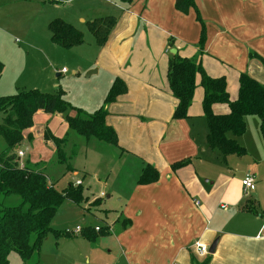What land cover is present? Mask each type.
I'll list each match as a JSON object with an SVG mask.
<instances>
[{"label": "crops", "instance_id": "obj_1", "mask_svg": "<svg viewBox=\"0 0 264 264\" xmlns=\"http://www.w3.org/2000/svg\"><path fill=\"white\" fill-rule=\"evenodd\" d=\"M66 1L63 19L75 26L76 21L83 24L110 15L106 3L114 4L116 24L105 45H94L92 50L90 67L98 68L95 74L102 73V78L91 101L101 107L115 78L125 81L127 92L104 104V109L107 123L118 134L124 166L116 176L122 180L125 172L133 176L127 194L121 193L123 186L118 189L122 209L102 228L105 234L94 227L91 232L99 235L94 241L88 239L92 246L86 255H69L66 261L78 264L83 256L90 263L96 251H106L120 264H192L193 259L202 262L208 257L209 264H264V134L260 118L246 117L247 129L237 137L245 154L228 155L226 172L207 188L192 162L176 171L171 168L173 162L207 153L209 148L201 76H197L195 97L185 119H173L177 101L167 80L171 50L176 49L183 57L196 58L210 76L225 77L232 100L238 97L242 72L264 83V0H194L195 7L188 13L177 10L176 0H134L130 5L121 0ZM4 3L0 0V8ZM47 18L48 24L54 19ZM7 43L6 36H1L0 95L21 90L25 73ZM61 74L58 70L57 76ZM213 111L227 114L230 108L216 103ZM146 163L155 165L160 177L155 183L141 185L138 179ZM247 173L256 178L252 191L242 185ZM217 238L214 253L198 254L197 241L210 247ZM65 239L55 238L56 247ZM34 258V264H43L41 249Z\"/></svg>", "mask_w": 264, "mask_h": 264}, {"label": "trees", "instance_id": "obj_2", "mask_svg": "<svg viewBox=\"0 0 264 264\" xmlns=\"http://www.w3.org/2000/svg\"><path fill=\"white\" fill-rule=\"evenodd\" d=\"M121 1L130 5L134 0ZM191 7H195L194 0H176V8L180 12L188 13ZM115 24L114 15L87 21V27L94 36L97 46L105 45ZM48 29L51 40L62 47L73 48L85 44L83 31L61 17L51 20ZM3 67L0 61V77ZM198 75L201 76L200 83L204 91L202 110L207 124V146L211 150L219 151L224 160L231 154L244 155L246 150L239 144L237 137L243 135L247 129V116L254 115L260 118L264 134V83L242 72L239 77L238 97L232 100L225 77L210 76L196 58L183 57L179 53L171 54L167 80L177 101L173 119L189 117ZM127 89L123 79L115 78L104 104L114 102L125 94ZM216 103L227 104L230 108L229 113L216 114L213 111V105ZM104 104L94 113L87 114L82 108L69 103L63 97L62 90L49 93L38 89H21L16 93L0 96L2 116L0 135L6 143V147L0 152V264H10L12 253L20 256L21 264H31L29 261L38 255L43 241L49 234H54L57 240L62 237L68 238L69 233L52 227V220L65 199L79 205L85 200L82 186L74 187L69 184L62 190L57 189L56 184L49 180L46 172L40 169L38 164H31L30 158L23 159L24 167L20 166L18 151L22 150L21 145L26 137L33 138L31 130L34 128L35 114L39 110L46 114L60 113L69 128L83 136L87 142L95 139L118 147V134L106 121L107 112ZM44 136L55 144L59 163L66 164L68 168L63 146L69 139L54 135L48 128H45ZM191 162V158H184L173 162L171 168L176 171ZM159 177L158 168L146 163L138 183L141 185L155 183ZM10 196H18L21 203L5 205V199ZM90 228L84 232V236L94 241L99 233L95 231L92 233ZM98 231L101 235L105 234L101 227ZM192 261V264H209L210 257L202 262L194 259Z\"/></svg>", "mask_w": 264, "mask_h": 264}, {"label": "rangeland", "instance_id": "obj_3", "mask_svg": "<svg viewBox=\"0 0 264 264\" xmlns=\"http://www.w3.org/2000/svg\"><path fill=\"white\" fill-rule=\"evenodd\" d=\"M2 1L5 3L0 8V37L6 36L8 50L10 48L12 58L25 70L21 81L22 86H19V89H38L49 93L62 90L63 97L73 106L82 108L87 114L94 113L98 107L91 100L98 88L102 73L87 76V72L92 70L90 67L94 55L92 50L95 48L94 45L96 46L94 36L87 27V22L81 24L76 21V27H79L84 33L85 44L65 48L51 40L45 15H50L47 19L64 18L62 6L66 4V0H62L60 3L57 0ZM107 4L111 10L105 11H109L110 15H115L114 4ZM3 27H7L8 32H5ZM62 69H67L68 72L57 76L58 70ZM59 114L37 113L34 116L35 124L31 130L33 138L26 137L21 145V149L25 151L23 158L24 160L30 158L33 165L38 164L59 190L66 188L69 184L74 187L82 186L85 200L80 205L69 199H65L60 204L52 220V227L69 233L70 236L62 240L58 244V248L55 245L54 234L48 235L41 245L43 264H75L72 260L66 261L69 259V255H86L92 243L90 245L84 232L89 227H91V231L94 230V227L106 228L115 219L117 212L122 209L121 204L123 203L118 201L121 198L118 195L120 191L118 189L123 186L121 193L125 195L129 187L131 189L133 185V176L129 174L130 172L124 173L126 175L123 180L116 176L118 170L124 167L118 147L95 139L87 142L83 136L71 130ZM1 119L0 115V121ZM204 122L206 130V120ZM45 128H48L49 132L56 136L69 139L63 146L68 159V168L66 164L59 163L55 144L44 136ZM230 136L232 135L230 134ZM5 147V140L0 135V152ZM190 158L198 177L207 188H210V185L213 187L228 167V163L224 161L221 153L210 148L207 149V153L201 152L198 156ZM108 162L111 165L108 166ZM109 169H111L110 176L107 175ZM211 180L213 182L210 184L206 182ZM4 203L5 205H18L21 203V199L18 196H10L5 199ZM77 227L82 230L76 231ZM109 240H112L113 243V239ZM29 262L34 264L35 258ZM21 263L20 256L12 253L10 264ZM78 264L120 263L116 256H110L106 251L103 253L96 251L92 255L90 263L81 256L78 259Z\"/></svg>", "mask_w": 264, "mask_h": 264}, {"label": "built area", "instance_id": "obj_4", "mask_svg": "<svg viewBox=\"0 0 264 264\" xmlns=\"http://www.w3.org/2000/svg\"><path fill=\"white\" fill-rule=\"evenodd\" d=\"M62 73H67V69H62L61 70ZM25 156V151L23 150H19L18 151V157L20 158L19 164L21 167H24V162H23V157ZM242 185L244 187V189L252 191L256 188V178L254 176V174L252 173H247L244 178L242 179ZM198 204V202H197ZM96 230H99V227H95ZM82 230V228L77 227L76 231H80ZM195 248L198 252L199 255L201 256H207L209 253V246H207L206 244L197 241L195 243Z\"/></svg>", "mask_w": 264, "mask_h": 264}, {"label": "water", "instance_id": "obj_5", "mask_svg": "<svg viewBox=\"0 0 264 264\" xmlns=\"http://www.w3.org/2000/svg\"><path fill=\"white\" fill-rule=\"evenodd\" d=\"M171 53L172 54H175V53H177V50L176 49H172L171 50ZM98 72V68H94V69H92V70H89L88 72H87V76H91L92 74H95V73H97ZM16 149H18V147H16ZM217 243H218V238L210 245V247H209V253L210 254H212V253H214L215 252V250H216V247H217Z\"/></svg>", "mask_w": 264, "mask_h": 264}]
</instances>
